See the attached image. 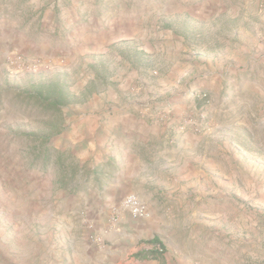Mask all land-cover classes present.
Segmentation results:
<instances>
[{
  "label": "rangeland",
  "instance_id": "rangeland-1",
  "mask_svg": "<svg viewBox=\"0 0 264 264\" xmlns=\"http://www.w3.org/2000/svg\"><path fill=\"white\" fill-rule=\"evenodd\" d=\"M76 3L0 0V264H74L83 227L105 251L82 205L133 150L194 170L160 222L186 264H264V0H89L53 24Z\"/></svg>",
  "mask_w": 264,
  "mask_h": 264
},
{
  "label": "crops",
  "instance_id": "crops-1",
  "mask_svg": "<svg viewBox=\"0 0 264 264\" xmlns=\"http://www.w3.org/2000/svg\"><path fill=\"white\" fill-rule=\"evenodd\" d=\"M88 3L89 0H77L75 5L78 6L75 11L68 12L69 8L66 7L61 15L67 16L64 21L61 22L57 19L53 24L59 25L66 21L73 22L80 19L81 12L79 10ZM45 23L49 24V21L46 20ZM82 25L76 27L82 28ZM122 120L124 119H120V121ZM96 121L95 118L85 119L81 129L92 130ZM120 123V128H125L123 127L124 123ZM126 155L128 157L118 164L112 177L102 184L105 191L94 197L95 199L91 198L92 202H88L89 199H86L82 205L86 213L83 214L84 221L91 226V229L105 232L108 248L105 251H100L94 244L89 243L87 241L89 231L83 227V238L86 240L81 254L76 253L72 245L73 255L76 259L74 264H186V256L181 255L179 247L166 237L160 222L169 215L179 216L180 212L185 209L186 205L181 199L186 188L184 180L187 176L194 174V170L188 169L187 171L185 161H182V164L172 163L170 161L172 157H169L171 155H168L164 162L160 157L164 155L156 152L142 153L133 150L128 154L125 153ZM109 156L111 154H108ZM126 193L150 197L148 200L150 220L135 219L128 211H123L113 227L109 224L112 209ZM213 201L209 200V204ZM70 220L71 225L68 228L75 231L76 227L71 216ZM155 237L166 246V252L157 258L137 256L136 253L139 251L154 249V244L150 241Z\"/></svg>",
  "mask_w": 264,
  "mask_h": 264
},
{
  "label": "built area",
  "instance_id": "built-area-1",
  "mask_svg": "<svg viewBox=\"0 0 264 264\" xmlns=\"http://www.w3.org/2000/svg\"><path fill=\"white\" fill-rule=\"evenodd\" d=\"M120 209L122 211H128L134 218H146L148 217V210L146 205L133 194L127 195L120 203ZM95 242L99 246H104L102 237L97 236ZM154 249L163 253L165 247L161 243L154 244Z\"/></svg>",
  "mask_w": 264,
  "mask_h": 264
},
{
  "label": "trees",
  "instance_id": "trees-1",
  "mask_svg": "<svg viewBox=\"0 0 264 264\" xmlns=\"http://www.w3.org/2000/svg\"><path fill=\"white\" fill-rule=\"evenodd\" d=\"M46 100H48V99H46ZM53 100H55V102L57 104L58 98L55 97V99H53ZM150 242H152L153 244H157V243H161L162 244V242L157 237L153 238ZM136 255L137 256H149V257H152V258H157V257L161 256L162 253L157 251V250H155V249H151V250H148V251H139L138 253H136Z\"/></svg>",
  "mask_w": 264,
  "mask_h": 264
}]
</instances>
